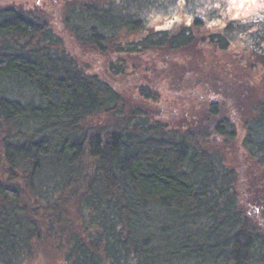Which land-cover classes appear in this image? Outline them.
I'll list each match as a JSON object with an SVG mask.
<instances>
[{"label": "trees", "instance_id": "obj_1", "mask_svg": "<svg viewBox=\"0 0 264 264\" xmlns=\"http://www.w3.org/2000/svg\"><path fill=\"white\" fill-rule=\"evenodd\" d=\"M155 2L65 0L52 15L0 0V264H264V30L246 33L262 87L250 112L243 95L174 124L146 102L164 82L130 80V96L121 58L195 50L204 21L150 28ZM235 141L259 180L229 159Z\"/></svg>", "mask_w": 264, "mask_h": 264}, {"label": "rangeland", "instance_id": "obj_2", "mask_svg": "<svg viewBox=\"0 0 264 264\" xmlns=\"http://www.w3.org/2000/svg\"><path fill=\"white\" fill-rule=\"evenodd\" d=\"M6 1L25 9L41 6L52 15H55L58 12L57 8H61L65 2V0ZM143 15L147 26L157 30L191 26L196 19L204 21L203 28L206 30L197 29L202 33L195 50L177 54L150 52L145 55L122 57L121 60L126 64L122 81L126 85L129 84L127 88L130 96L139 95L138 91L132 90L130 80L134 85L147 83L149 87H153V83L164 82L158 97L147 99L146 102L153 105L155 113L161 110V115L165 119L170 117L174 124L200 118L211 101L227 100L233 104L232 98L236 101L243 95V99L237 102L241 104L245 113L250 112L252 102L262 94V87L257 68L251 65L248 52L245 50L247 44L251 42L250 36L246 33L252 35L259 28L264 30V0H156ZM229 23L245 27L246 31L234 29L226 32L225 27ZM218 30L231 38L232 45L229 48L222 50L214 44H208V40L205 43V39H202L205 34ZM100 58L101 56L93 54L86 55L84 59L96 65ZM142 79L144 80L141 81ZM213 90L218 91L220 96L215 97L211 94ZM235 124L238 125L236 126L238 132H241L239 123ZM238 142L240 143L235 141L227 144L226 152L229 159L235 164L247 167V171L254 173L251 177L259 180L261 173L258 166L246 158ZM33 264L51 262L41 254Z\"/></svg>", "mask_w": 264, "mask_h": 264}]
</instances>
